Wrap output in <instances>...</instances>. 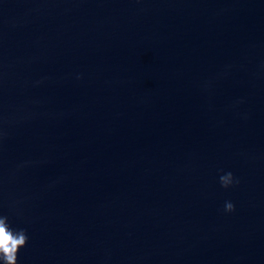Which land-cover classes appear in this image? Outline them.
I'll list each match as a JSON object with an SVG mask.
<instances>
[{
  "label": "water",
  "instance_id": "1",
  "mask_svg": "<svg viewBox=\"0 0 264 264\" xmlns=\"http://www.w3.org/2000/svg\"><path fill=\"white\" fill-rule=\"evenodd\" d=\"M0 216L18 264H264V0H0Z\"/></svg>",
  "mask_w": 264,
  "mask_h": 264
},
{
  "label": "clouds",
  "instance_id": "2",
  "mask_svg": "<svg viewBox=\"0 0 264 264\" xmlns=\"http://www.w3.org/2000/svg\"><path fill=\"white\" fill-rule=\"evenodd\" d=\"M221 186L228 188L234 181L233 174L228 172L220 176ZM225 211L231 212L234 210V205L231 202L225 203ZM28 241V236L25 229H13L7 216H0V262L2 264H18V251L25 247Z\"/></svg>",
  "mask_w": 264,
  "mask_h": 264
}]
</instances>
